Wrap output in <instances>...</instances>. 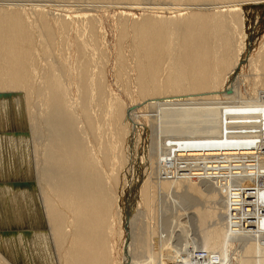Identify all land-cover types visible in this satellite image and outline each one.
Listing matches in <instances>:
<instances>
[{
  "label": "bare ground",
  "instance_id": "bare-ground-1",
  "mask_svg": "<svg viewBox=\"0 0 264 264\" xmlns=\"http://www.w3.org/2000/svg\"><path fill=\"white\" fill-rule=\"evenodd\" d=\"M144 1L152 6L141 10L162 15L119 14L114 58L97 7L55 14L0 4V128L13 116L2 111L19 106L14 121L34 143L30 162L17 166L9 155L0 170V218L45 226L0 230V264H21L24 252L27 264H115V192L125 171L135 176L129 161L141 139L123 96L154 130L123 264H264V42L246 59L239 0ZM210 3L220 6L170 7ZM246 60L251 97L241 90L249 78L235 76ZM207 112L218 117L213 134L199 117ZM25 133H0V153L28 146ZM229 152L241 176L231 172ZM236 207L245 217L233 248Z\"/></svg>",
  "mask_w": 264,
  "mask_h": 264
},
{
  "label": "rangeland",
  "instance_id": "rangeland-1",
  "mask_svg": "<svg viewBox=\"0 0 264 264\" xmlns=\"http://www.w3.org/2000/svg\"><path fill=\"white\" fill-rule=\"evenodd\" d=\"M141 3H144V4H141ZM0 4H4V5L6 4L10 7H16V8H24L25 7L26 9L33 7L35 4H36V6H42L43 5V6H47L46 9L49 11V13H55V14H62V13L63 14H69L71 11L74 12V10H77V9L78 10H84L83 12H85L86 8L92 9L94 7H97V8H94L95 12H93V13L97 16L98 20L102 21V25L104 28L103 30L106 33V45L110 48V50L112 52V55H113L112 58H114L115 50H116V47L118 45L117 22H118V19H119V16L121 15V13L130 12V13L135 15L137 20H141L145 15H155V16H161L162 15L159 13H153L150 10H145V11L141 10L143 7H147V6L151 7L152 6L150 3H148V1L146 4V1H144V0H138V1H136V0H134V1H131V0L130 1H124V0H117V1H115V0H97V1L96 0H3L2 1V0H0ZM219 4H215V5H212L211 3H210V5L200 4L201 6H188V5L174 6V5H172L170 7H172V8H176V7L177 8L178 7L179 8H187L188 7V8L209 9V8L214 7V6H218ZM238 4H240V8L244 13V32L246 34L245 54L247 55L246 56V59H247L248 57L255 56L259 52V49L261 48V45L264 42V0H239ZM82 7H84V8H82ZM64 9L66 10V13L61 11V10L65 11ZM67 11H69V13H67ZM78 14H81V13H78ZM71 15L73 16V14H71ZM249 69L251 70V67L249 68V63L246 60V62L243 64V66H241L237 70V73L235 76L238 77L240 80L244 79V78L245 79L249 78L248 81L246 80L248 83L246 82L245 85L243 84V87L241 86L242 87L241 90H242V94L244 93V95H248V97H251L252 94H254V92L252 93V91L255 90V87L253 85L254 82H253V78H252L253 72L249 71ZM250 72H252V74ZM250 75H252V76H250ZM240 80H239V82H240ZM107 81H108V86L111 89V92L113 94L120 92L119 87L115 83L114 62H112L110 67H108V69H107ZM249 83H252V84H249ZM252 86H253V90H252ZM72 97H75V95ZM122 98H123V102L125 105V116H126L127 124L129 125V127L131 129L135 128V132H138V135H140L141 139H140L139 145L134 149L135 150L134 155L136 156V160L130 159V161H129V164H135V166H136L135 176H133V177L129 176L127 174V171H125L124 175H126V178L123 175L122 181H121L120 185L117 186V190L115 192L116 193V209H115V212L117 214L116 225H115L116 230H117V236L113 239V243H114L113 259H114L115 264H123L125 261L126 240L129 237V235L131 234L130 222H129V208H130V205L132 203L140 200L141 184L137 183L136 179H137V177L141 178L142 174H144V170L142 173L143 162H142L141 157L143 156V153L145 152V150H148V148L150 147V145H151L150 143H151V140L153 138L152 133L154 131L152 128L153 126H151V124L148 123L145 120V118L138 111L133 110V108L131 107V104L129 103V100L124 96ZM12 106H14V105H10L7 108V110L2 111L5 113L1 112L2 113L1 115L7 114L9 116H12V115L13 116H12V118L9 117V119L6 120L4 126L2 128H0V133L2 135V133L3 134L4 133L12 134V133H16V132H23V133L29 132V134L25 133L28 137V139H27L28 140V146H26L27 144L25 142H27V141H25L23 145L21 144V147H20L21 150L18 149L20 145L17 148H15V147H14V149L11 148L9 150L11 153H14L15 149H16V151L20 150V151L16 152V154L14 153L13 156L11 153L9 154L8 151H6L8 154H6L5 151L2 154L0 153V163L2 164V165L0 164V170H2L6 166L10 167V164H11L10 162H12V160L9 159V157H10L9 155H11L10 158H12L16 155L14 158H12L13 161H15L16 158L19 159V160L17 159L18 162L17 161H15L16 163L14 162L15 164L21 163L19 161H22V160H27V162H30L32 159L31 157L33 156V154L30 153V152H32L31 150H33V148H34V147H32V145H34V143H33L32 137L30 136L31 131H29V128L23 127L19 123H15L14 120L17 119L18 115H19L18 118H20L21 112L19 111L20 114L18 112L19 106H16L17 108H13ZM9 112H10V114H9ZM208 113L209 112H207L206 114L203 113L202 115H199V117L204 116L205 119L208 118V122L211 123V124H209L210 125L209 130H211V134H213V132H212V130H214L213 125L215 126V122L218 119V117L214 114H208ZM15 117H16V119H15ZM199 117H198V114H196V116H193V119H199ZM12 122H13V125H12ZM212 123H214V124H212ZM223 127L225 130L230 131L224 122H223ZM150 133H151V135H150ZM131 137H132L131 134H129L127 136V138H126V139H128L127 142L131 139ZM149 137H151V138H149ZM29 140H32V143ZM29 143H31L30 146H29ZM28 147L29 148L32 147V149H29ZM126 147H127V145H126ZM1 155H3V156L5 155L7 158L4 156L6 158L5 159ZM1 158L5 161L1 160ZM28 158H30V159H28ZM228 158H229V162H230L231 172L233 174H237V175L241 174L242 175L240 169L237 167L236 164H234L235 162L232 161L233 158H232V155L230 154V152L228 153ZM163 159H164V157H163ZM7 161H9V164ZM4 162H5V164H3ZM18 164H17V166H18ZM3 179H5V177H3L0 174V181H4ZM6 180H9V179H6ZM12 180L23 181V180H27V178L18 177V178H14ZM239 183H240V185H239L238 189L241 190V189H243V185L241 184V181ZM0 199H2V198L0 197ZM3 209H4V207L1 204L0 205V216L2 214ZM9 209H10L9 211L11 213L14 210V208H9ZM234 213L236 216V219H235L236 234L234 236L233 248H237L239 245V242H240V235L239 234L241 233V231L244 228V222L242 219H244L245 214H244L243 209L238 208V207L234 208ZM6 219H8V220H6ZM4 220L0 218V230L10 229V230H17V231H20V230L31 231V230H35V229L36 230H42L45 228L44 225H41V224L37 225V224H35V222H33V220H31L29 218L23 224L17 223L15 221V219H13V218H5ZM183 229H185L186 230L185 232H187V230H189V226L188 227L186 226V228H185V226L183 228L178 227L179 234H181L182 237H183V234L185 233ZM193 231H194V229H193ZM194 232H196V229ZM190 233H192V232H190ZM186 234L187 233L184 234V237H186ZM192 237H193V235L191 236V238ZM185 240L188 241V239H185ZM191 240H193V239H191ZM189 243H190V239H189ZM194 252H195V250H194ZM22 257H25V260L23 258V263H21V264H27V262H24V261L28 260L27 253L24 252ZM176 259H178V258H176ZM238 260H240V259H238ZM238 260L234 264H241V261H238Z\"/></svg>",
  "mask_w": 264,
  "mask_h": 264
},
{
  "label": "built area",
  "instance_id": "built-area-1",
  "mask_svg": "<svg viewBox=\"0 0 264 264\" xmlns=\"http://www.w3.org/2000/svg\"><path fill=\"white\" fill-rule=\"evenodd\" d=\"M208 253L206 251H196L195 256L198 258H207Z\"/></svg>",
  "mask_w": 264,
  "mask_h": 264
}]
</instances>
